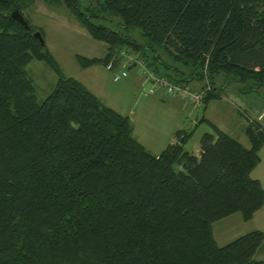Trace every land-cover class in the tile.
Here are the masks:
<instances>
[{
    "label": "trees",
    "instance_id": "obj_1",
    "mask_svg": "<svg viewBox=\"0 0 264 264\" xmlns=\"http://www.w3.org/2000/svg\"><path fill=\"white\" fill-rule=\"evenodd\" d=\"M61 2L107 46L102 59L79 56L84 67L116 62L128 49L156 76L204 82L205 108L229 83L248 94L264 90V0ZM32 3L0 0V264H264L254 258L264 231L224 246L212 231L216 221L236 212L248 220L264 204L251 177L264 126L245 128L249 148L214 127L199 156L184 149L182 130L151 154L128 117L62 75L33 37H44L42 28L12 19ZM34 59L57 72L41 102L25 70Z\"/></svg>",
    "mask_w": 264,
    "mask_h": 264
},
{
    "label": "rangeland",
    "instance_id": "obj_2",
    "mask_svg": "<svg viewBox=\"0 0 264 264\" xmlns=\"http://www.w3.org/2000/svg\"><path fill=\"white\" fill-rule=\"evenodd\" d=\"M88 3L89 0H82L83 5ZM22 15L31 27L42 28L45 47L62 75L79 81L104 106L128 117L133 137L153 155H158L171 144L175 133L179 130L189 135L184 149L197 156L201 137L204 134L216 137L214 127L237 140L245 148H249L250 144L244 133L245 128L252 121H258L264 126V90L262 89L248 94L243 92L241 84L225 85L221 91V98L207 104L203 114L204 119L198 123L199 107L194 104L181 110L179 98L168 96L159 86H153L151 93L145 92V85L150 83L145 73L139 69L138 65L143 62L137 59L136 53L128 49L125 51L132 57V62H136L137 67L132 65V68H127L125 70L127 77L118 82L113 81V75L118 68L109 71L102 61L84 67L79 56L87 59H102L106 54L107 46L93 40L61 0L49 2L33 0L32 5L27 4L23 8ZM25 70L32 79L37 101H43L56 83L57 72L48 63L37 59L29 62ZM194 83L195 86L191 83L187 87L193 92L203 91L201 88L204 82ZM215 85L217 87L224 85L222 75L216 77ZM259 158L260 162L253 169L251 177L259 180L264 189V144L259 151ZM256 230L264 231V204L248 220H245L240 212H236L212 225L213 237L218 246H224ZM254 258L264 261V243L255 253Z\"/></svg>",
    "mask_w": 264,
    "mask_h": 264
},
{
    "label": "built area",
    "instance_id": "obj_3",
    "mask_svg": "<svg viewBox=\"0 0 264 264\" xmlns=\"http://www.w3.org/2000/svg\"><path fill=\"white\" fill-rule=\"evenodd\" d=\"M132 61H133L132 57L129 56V54L126 51H122L119 54L116 62L110 61L107 63L106 69L109 71L118 68V71L113 75L114 82H118L120 79L127 77V73L125 70L129 68L130 65L137 67L135 66L136 62H132ZM138 66H140L139 69H141L145 73L147 81L150 83V88L148 90L150 93L152 92L153 86H159L164 90V92L168 96L178 97L186 104H194L196 107L200 106V101L202 98L203 91L193 92L187 86L175 84L169 81L167 78L156 76L150 70H148L142 63L139 64ZM207 89L208 87L206 88V90Z\"/></svg>",
    "mask_w": 264,
    "mask_h": 264
},
{
    "label": "water",
    "instance_id": "obj_4",
    "mask_svg": "<svg viewBox=\"0 0 264 264\" xmlns=\"http://www.w3.org/2000/svg\"><path fill=\"white\" fill-rule=\"evenodd\" d=\"M11 17H12L13 20H15L16 22L21 24L25 29H27V30L30 29V26H29L28 22L25 20L24 16L18 10L12 11L11 12ZM33 37L38 40L39 44L42 47L45 46L43 37H42V35L40 34L39 31H35L33 33ZM149 88H150V84H147L146 87H145V92H147L149 90ZM204 111H205V105L202 104L198 108L197 122L201 121V119L203 117V114H204Z\"/></svg>",
    "mask_w": 264,
    "mask_h": 264
},
{
    "label": "crops",
    "instance_id": "obj_5",
    "mask_svg": "<svg viewBox=\"0 0 264 264\" xmlns=\"http://www.w3.org/2000/svg\"><path fill=\"white\" fill-rule=\"evenodd\" d=\"M144 83V82H143ZM195 84L196 83H192L191 85L192 86H195ZM146 86V85H145ZM180 100V99H179ZM181 101V110H183V109H185V108H188V106L190 105V104H186V103H184L182 100H180ZM199 149H200V147H199ZM199 154H200V150H199ZM199 154L197 155V156H199Z\"/></svg>",
    "mask_w": 264,
    "mask_h": 264
}]
</instances>
